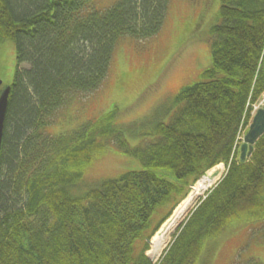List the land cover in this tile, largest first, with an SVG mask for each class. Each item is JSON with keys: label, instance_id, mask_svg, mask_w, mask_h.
Returning <instances> with one entry per match:
<instances>
[{"label": "trees", "instance_id": "obj_1", "mask_svg": "<svg viewBox=\"0 0 264 264\" xmlns=\"http://www.w3.org/2000/svg\"><path fill=\"white\" fill-rule=\"evenodd\" d=\"M168 3L0 0V41H15L17 54L0 155V264H154L146 240L221 162L228 172L159 264H198L235 220L264 211V135L245 162L234 151L247 103L264 94V0H221L211 66L178 93L170 122L136 133L135 147L115 110L70 133L46 132L70 98L102 85L121 38L159 33ZM111 138L144 169L74 191Z\"/></svg>", "mask_w": 264, "mask_h": 264}, {"label": "rangeland", "instance_id": "obj_2", "mask_svg": "<svg viewBox=\"0 0 264 264\" xmlns=\"http://www.w3.org/2000/svg\"><path fill=\"white\" fill-rule=\"evenodd\" d=\"M116 1L94 0V4L101 8ZM220 3L221 0H170L161 32L144 42L133 38L120 40L114 50L109 75L101 87L70 98L57 112L53 124L47 126L46 132L63 134L115 110L113 120L122 127L128 143L133 146L140 141L135 131L139 133L145 127L140 122L148 121L149 126H153L159 120L170 121L177 109V94L201 79L211 64V27L217 22ZM16 60L15 42L0 43V62L5 66L0 78L7 85L13 80ZM111 140L113 142V138ZM112 142L83 168V176L74 191L143 168L138 159L123 153L117 140ZM260 214L264 217V212H249L235 220L232 229L229 231V228L223 237L221 242L224 243L212 264H264V219L259 217ZM223 234L214 243L210 242V246L215 245ZM150 250L151 247L149 254ZM206 256L207 253L203 258Z\"/></svg>", "mask_w": 264, "mask_h": 264}, {"label": "water", "instance_id": "obj_3", "mask_svg": "<svg viewBox=\"0 0 264 264\" xmlns=\"http://www.w3.org/2000/svg\"><path fill=\"white\" fill-rule=\"evenodd\" d=\"M0 83H2L1 80ZM9 93H10V86H8L0 96V152H1L3 132H4V122L8 111ZM263 133H264V109H260L255 115L253 122L250 126V130L248 131L245 137V143L242 145V154H241L242 160L245 159L247 154H251L254 143L263 135ZM248 148H249V152L247 153Z\"/></svg>", "mask_w": 264, "mask_h": 264}, {"label": "bare ground", "instance_id": "obj_4", "mask_svg": "<svg viewBox=\"0 0 264 264\" xmlns=\"http://www.w3.org/2000/svg\"><path fill=\"white\" fill-rule=\"evenodd\" d=\"M229 17H231V16H229ZM6 117H7V115H6ZM212 182H213L212 177H205L201 180V182L199 183V185L197 187H201V186L205 187V186H208V184H210ZM199 193H200V191L198 189H196L195 192L193 193V195L191 194L192 195L191 198L183 206H181L179 208V210L175 213L174 217L172 218L170 225L166 228V230H165L166 234L164 236L159 235V236H156L154 238V241H153L154 257H156L158 255V253L161 251L164 243L168 239V234L182 222L183 218L186 216L189 209L192 207V204L197 199Z\"/></svg>", "mask_w": 264, "mask_h": 264}]
</instances>
